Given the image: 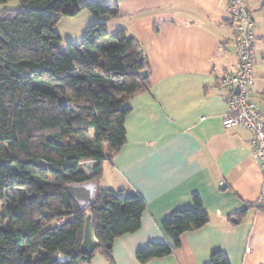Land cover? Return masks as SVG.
Instances as JSON below:
<instances>
[{
  "label": "trees",
  "instance_id": "16d2710c",
  "mask_svg": "<svg viewBox=\"0 0 264 264\" xmlns=\"http://www.w3.org/2000/svg\"><path fill=\"white\" fill-rule=\"evenodd\" d=\"M19 2L0 10V264H84L98 252L116 264L114 241L141 227L147 202L138 191L103 188L99 181L104 163L127 141L125 102L151 86L150 76L138 74L149 67L144 45L126 28L109 30L119 15L116 4ZM82 9L97 21L80 43L63 42L58 21ZM89 180L98 190L84 209L66 185ZM193 202L162 221L171 242L139 248L140 262L171 254L185 232L209 222L199 195ZM88 212L101 242L93 253L82 250ZM207 264L232 263L216 251Z\"/></svg>",
  "mask_w": 264,
  "mask_h": 264
},
{
  "label": "crops",
  "instance_id": "0c3cea01",
  "mask_svg": "<svg viewBox=\"0 0 264 264\" xmlns=\"http://www.w3.org/2000/svg\"><path fill=\"white\" fill-rule=\"evenodd\" d=\"M100 1L119 7L109 25L126 28L143 43L151 79L148 91L125 102L131 109L127 141L104 163L99 181L103 188L138 191L147 202L141 227L115 239L116 264H207L216 251L232 264H264V211L255 205L263 171L250 130L223 125L228 106L218 91L220 77L236 60L223 51L235 48L228 0ZM246 1L255 20L254 67L258 61L264 66L263 0ZM194 195L209 222L185 232L171 254L140 262L139 248L171 242L162 221L175 209L193 206ZM84 264L111 263L98 252Z\"/></svg>",
  "mask_w": 264,
  "mask_h": 264
},
{
  "label": "built area",
  "instance_id": "2783aa9c",
  "mask_svg": "<svg viewBox=\"0 0 264 264\" xmlns=\"http://www.w3.org/2000/svg\"><path fill=\"white\" fill-rule=\"evenodd\" d=\"M226 10L235 24V48L223 51L236 60L218 84V91L228 106L223 125L228 128L240 125L250 130L252 151L263 171V184L255 205L264 211V109L252 97L255 87V20L246 0H228Z\"/></svg>",
  "mask_w": 264,
  "mask_h": 264
},
{
  "label": "rangeland",
  "instance_id": "374dc122",
  "mask_svg": "<svg viewBox=\"0 0 264 264\" xmlns=\"http://www.w3.org/2000/svg\"><path fill=\"white\" fill-rule=\"evenodd\" d=\"M12 1L14 3H12ZM10 1L8 6L20 7L19 0ZM94 20V21H92ZM97 21L96 17L87 9H82L75 16H64L61 18L56 29L61 34L63 42L71 41L73 43H80L82 41L83 34L88 27ZM116 27L110 23L109 30H114ZM263 64L258 61L254 67L256 87L254 89L255 99L264 107V68ZM106 173L110 177V166L106 164Z\"/></svg>",
  "mask_w": 264,
  "mask_h": 264
},
{
  "label": "water",
  "instance_id": "95a60500",
  "mask_svg": "<svg viewBox=\"0 0 264 264\" xmlns=\"http://www.w3.org/2000/svg\"><path fill=\"white\" fill-rule=\"evenodd\" d=\"M142 59H144V55H142ZM138 74L142 79L149 77V67L145 66L144 68L140 69ZM236 90L238 92V85L236 86ZM66 188L84 209H88L94 200L96 191L98 190V184L96 181L89 180L85 183L67 184ZM99 246H101V242L95 233L93 213L88 212L85 221L82 250L86 253H93ZM59 259L61 261H65L67 257L65 254L59 253Z\"/></svg>",
  "mask_w": 264,
  "mask_h": 264
}]
</instances>
